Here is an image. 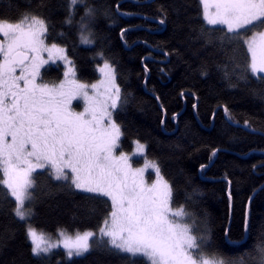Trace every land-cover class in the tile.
I'll use <instances>...</instances> for the list:
<instances>
[{
  "label": "snow or ice",
  "instance_id": "6c2138e0",
  "mask_svg": "<svg viewBox=\"0 0 264 264\" xmlns=\"http://www.w3.org/2000/svg\"><path fill=\"white\" fill-rule=\"evenodd\" d=\"M147 3L156 5L151 15L143 11H122L120 3L115 8L111 4L97 5L94 0H38L35 4L29 0L25 8L18 0H8L9 10L17 14L15 20L0 11V186L5 193L3 201L7 202V208L0 202V212L10 213L16 222L24 225L26 248L33 259H49L55 254L54 249L62 247L63 257L68 259L99 248L119 256L121 264L141 261L145 264H224L205 258L206 222L198 221L195 211L185 206L195 204L196 190L184 191L185 203L173 207L180 190L161 175L160 164L146 159L142 167H134L132 156L120 150L125 134L120 114L135 97L132 92L123 91L118 83L114 55L106 54L103 47L95 51L92 62L100 78L82 82L68 56L66 40L63 44L49 42L52 40L50 29L56 26L55 17L62 15L61 26L76 28L80 43L94 46L97 20L103 16L110 29L119 27L124 50L143 46L148 52L140 56L145 87L149 60L155 59L153 53L164 57L160 62L166 63L173 55L179 56L182 47L191 49L197 57L209 52L200 60L197 74L207 80L213 66L221 73L220 88L209 89V95L216 98L212 109L213 127L217 113L222 111L224 127L220 135L240 142L246 137L230 135V129L264 137V0H198L195 17L190 14L189 0L168 3L147 0ZM133 16L144 24L127 27L118 24V20ZM152 23L155 28L144 26ZM169 24L173 35L166 44L153 43L147 38L129 43L133 32L145 31L151 35L166 31ZM217 25L223 28L216 29ZM257 28L261 30L254 31ZM249 31H252L250 37ZM66 35L61 32L59 37ZM242 45L247 46L250 54V62L244 65L227 53H224L227 63L217 62L210 51L221 53L230 48L234 52ZM58 62H63L65 67L64 79L59 83L44 82L43 72L48 70L45 66L57 64L59 67ZM160 71L163 73L164 69ZM252 78L261 86L248 89L253 107L242 114L241 125L234 108V103L239 101L235 97L225 99L224 93L239 89L242 82L251 83ZM195 87L193 84L192 89ZM192 89L187 93L182 89L181 95L198 99ZM155 99L160 97L157 95ZM73 101H82L83 110H75ZM196 107L194 103L193 108ZM172 118L176 120L178 114L173 113ZM134 144V154L145 153L144 143L135 140ZM225 150L212 147L207 157L209 164ZM209 164L201 163L199 173L203 174ZM258 167H264V161L252 165L253 170ZM149 168L156 176L151 182L145 178ZM40 175L66 186L69 192L87 195L98 202L97 206L87 209L89 215L102 216L98 235L88 230L71 235L58 229V237L53 240L28 223L34 215L36 178ZM259 190L264 191V184ZM13 238V233L0 238V248L7 247ZM259 254V264H264V248H260ZM63 257L56 264H64ZM12 264H22V259L14 257Z\"/></svg>",
  "mask_w": 264,
  "mask_h": 264
},
{
  "label": "trees",
  "instance_id": "16d2710c",
  "mask_svg": "<svg viewBox=\"0 0 264 264\" xmlns=\"http://www.w3.org/2000/svg\"><path fill=\"white\" fill-rule=\"evenodd\" d=\"M18 2L22 8L29 4V0ZM31 2L35 4L38 0ZM94 2L97 5L111 4L113 8L120 3L123 5L122 11H143L148 15H151L156 7L155 4H148L147 0H94ZM159 2L168 3L169 0ZM189 3L190 14L195 17L196 9L199 7L198 0H189ZM0 11L12 20L17 18L16 12L8 8V0H0ZM62 20V15L55 17L56 26L50 29L52 40L49 42L63 44L66 40L68 56L78 69L77 78L82 82H93L97 79L98 72L95 71L92 56L103 47L106 54L110 52L114 55L118 83L122 90L132 92L135 97L120 114L125 132L120 150L130 152L135 140H140L146 145L144 157L150 161L156 160L160 164L161 175L180 190L174 198L173 207L185 203L184 191L196 190L195 204L185 206L189 211H195L198 221L206 222L208 232L205 258L222 261L224 264H259V251L260 248H264V191L259 190L264 184V167L253 170L252 165L264 161V155H261L264 151V137L248 135L236 128L229 130L230 135L235 134L246 139L233 142L228 137L221 136L220 130L224 127L222 111L217 113L213 127L212 109L215 107L216 98L209 95V89L220 88L221 73L213 66L212 75L207 80H202L197 74L200 60L207 57L209 52H202L201 56L197 57L191 49L182 47L180 55H173L170 62L166 63L160 62L165 59L164 57L153 53L155 59L149 60L150 72L145 87L140 56H146L148 52L143 46L124 50L119 39V27L110 29L108 20L103 16L97 20L95 28L97 40L94 46L85 45L80 43L76 28L61 26ZM118 24L127 27L142 25L144 21L133 16L118 20ZM144 26L156 27L154 23ZM257 30L260 28L254 31ZM61 32L66 33V37L60 38ZM250 34L252 31L247 32V36ZM172 35V25L169 24L166 31L151 35L145 31L133 32L129 36V43L147 38L150 42L163 45L172 39ZM210 51L214 53L213 59L220 63H227V56H234L241 65L250 62L246 45L238 47L234 52L230 48L221 53ZM224 53H227V56ZM45 67L48 70L43 72L44 82L60 80L63 72L61 66ZM161 68L164 69L163 73L160 71ZM193 84L196 85L195 89H192ZM260 86L255 78H252L251 83L245 85L242 82L239 89L224 93L225 99L235 97L236 101H239L234 103V108L238 113L236 119L241 125L242 114L251 111L253 107L248 89ZM182 89L186 93L192 89L199 98L182 96ZM157 95L160 97L159 100L155 99ZM194 103L197 104L196 108H193ZM173 113L178 114L176 120L172 118ZM161 120L164 121L163 125ZM217 146L226 150L218 154L214 163L209 164L207 157L212 147ZM244 153L249 155L245 156ZM201 163L209 164L203 174L199 173ZM188 177L191 179L188 180ZM36 179L34 215L28 222L32 227L48 233H54L58 229L68 232L98 230L102 216L89 215L87 212L88 208L97 206L98 202L89 199L87 195L69 192L66 186L48 180L46 175H40ZM4 194L3 186H0V202L7 208V202L3 201ZM99 206L102 207V203ZM9 233H13L14 238L8 241L7 247L0 248V264H12L14 257L22 259V264H56V261L63 257L64 251L57 249L49 259H33L26 248L24 225L16 222L10 213L0 212V238H6ZM20 253H23L22 258ZM63 258L64 264H121L119 256L99 248L90 250L82 257ZM140 264L145 262L141 261Z\"/></svg>",
  "mask_w": 264,
  "mask_h": 264
},
{
  "label": "rangeland",
  "instance_id": "374dc122",
  "mask_svg": "<svg viewBox=\"0 0 264 264\" xmlns=\"http://www.w3.org/2000/svg\"><path fill=\"white\" fill-rule=\"evenodd\" d=\"M217 26H220V25H217ZM223 27V26H222ZM261 30V29H260ZM260 30H257V31H260ZM252 34L249 35V37L251 36ZM247 47V46H246ZM250 55V54H249ZM61 64V69L62 71L64 72L65 71V67L63 66V62H58ZM63 72H62V77L60 78V80L64 79V76H63ZM98 72V71H97ZM100 78V74L98 73V77L96 80H98ZM95 80V81H96ZM93 81V82H95ZM56 83H59V81H57ZM73 107L75 108V110L77 111H81L83 110V102L82 101H73ZM136 145L134 144L133 145V148L130 152H126L128 153L129 155L132 156V160H133V166L134 167H142L145 163V160L146 158L144 157V154L140 155V154H134V149H135ZM145 178L148 182H151L152 180H154L156 178L155 176V172L153 169L149 168L146 170L145 172ZM38 230V229H37ZM64 230V229H63ZM38 231H42V230H38ZM86 231V230H85ZM88 231H93V232H96L98 233V230L97 231H94V230H88ZM44 232L45 234H47L48 236H50L53 240L57 239L58 237V232L55 231L54 233H48V232H45V231H42ZM68 232V231H67ZM77 231L75 232H68L69 234L71 235H74ZM82 232V231H81ZM59 249H62L63 248H59ZM54 250H57V249H54ZM53 250V251H54ZM64 251V250H63Z\"/></svg>",
  "mask_w": 264,
  "mask_h": 264
},
{
  "label": "flooded vegetation",
  "instance_id": "af4514ba",
  "mask_svg": "<svg viewBox=\"0 0 264 264\" xmlns=\"http://www.w3.org/2000/svg\"><path fill=\"white\" fill-rule=\"evenodd\" d=\"M47 66V65H46ZM51 66H55L57 67V64H52ZM59 66H61V64L59 63ZM62 67V66H61Z\"/></svg>",
  "mask_w": 264,
  "mask_h": 264
}]
</instances>
